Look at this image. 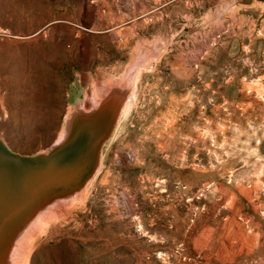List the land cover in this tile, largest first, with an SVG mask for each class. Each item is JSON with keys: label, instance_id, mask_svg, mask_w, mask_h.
Listing matches in <instances>:
<instances>
[{"label": "rangeland", "instance_id": "obj_1", "mask_svg": "<svg viewBox=\"0 0 264 264\" xmlns=\"http://www.w3.org/2000/svg\"><path fill=\"white\" fill-rule=\"evenodd\" d=\"M0 138V264H264V1L0 0Z\"/></svg>", "mask_w": 264, "mask_h": 264}, {"label": "bare ground", "instance_id": "obj_2", "mask_svg": "<svg viewBox=\"0 0 264 264\" xmlns=\"http://www.w3.org/2000/svg\"><path fill=\"white\" fill-rule=\"evenodd\" d=\"M119 91V90H118ZM116 93V92H115ZM118 93V92H117ZM122 96V95H121ZM114 97V96H113ZM123 97V96H122ZM120 99V98H119ZM132 100V96H131V99L129 101H127L126 104H124L123 106V109H127L130 105V102ZM119 101V100H118ZM120 102V101H119ZM100 105V104H99ZM117 105V103H116ZM115 105V106H116ZM119 105H122V104H119ZM113 106V105H112ZM111 106V108H112ZM114 106V107H115ZM117 108H119V106H117ZM115 108V109H117ZM114 109V108H113ZM78 110V109H77ZM107 110V109H106ZM109 110V109H108ZM81 111V110H80ZM124 111V110H123ZM92 112V111H91ZM120 113V112H118ZM117 115V114H116ZM119 116V115H118ZM81 117V116H80ZM83 118H86V117H83ZM118 118V117H116ZM86 120V119H85ZM99 122H101L102 124H104L106 127H112L113 124L115 126V118L113 115H111V113H107L106 111H102V113L99 115V116H96V117H92L90 118L89 120L87 121H79L77 118L73 121V124H72V129H69L67 130L64 134H62L59 138V140L57 141V144L58 146L57 147H63V148H66V149H69L71 148L72 146H78V147H90L92 148V145L90 143V131L87 130V127L88 125L90 126V128H93L94 126H96ZM103 125V126H104ZM102 126V125H101ZM69 127V126H68ZM71 127V126H70ZM97 129V128H96ZM113 129V128H112ZM110 130V129H109ZM94 131V130H93ZM100 133V132H99ZM104 135V134H103ZM109 135V134H108ZM68 136H70L68 138ZM68 140L66 141L65 139ZM101 140V139H100ZM66 141V142H64ZM99 143V141H98ZM102 146V145H101ZM55 147V146H54ZM8 146L6 145V142L0 138V152H5V149H7ZM95 148V147H94ZM100 150H101V147H100ZM98 154V153H97ZM91 155V154H90ZM5 157V156H4ZM1 158V157H0ZM2 159V158H1ZM4 159V158H3ZM10 159V158H9ZM13 159V158H12ZM96 159V158H95ZM11 160V159H10ZM14 160V159H13ZM19 160V159H17ZM6 161V160H5ZM4 161V162H5ZM7 162H8V159H7ZM1 164V163H0ZM92 165V162L90 164V166ZM1 166V165H0ZM6 166V165H5ZM9 166V164H8ZM18 166V165H17ZM7 167V166H6ZM5 167V171L7 170ZM3 168H4V164H3ZM2 168V169H3ZM14 169L16 170V168L14 167ZM12 170V168H11ZM17 171V170H16ZM19 171V170H18ZM2 172V171H1ZM7 173V172H6ZM9 173V172H8ZM17 173V172H16ZM21 173V172H20ZM19 174V173H18ZM6 175V174H5ZM10 175V173H9ZM17 175V174H16ZM4 176V174H3ZM2 176V177H3ZM10 177V176H8ZM19 177V176H18ZM7 179V178H6ZM4 180V179H3ZM2 180V181H3ZM9 181V180H8ZM4 183V182H3ZM8 185V183H7ZM10 185V184H9ZM5 187H8L4 184ZM12 186V185H11ZM4 191V190H3ZM5 192H3L4 194ZM48 195V194H47ZM2 197V196H1ZM1 208V207H0ZM4 208V207H3ZM5 210V208H4ZM1 213L3 214L2 210H1ZM4 215V214H3ZM41 218V217H40ZM26 233V231H25ZM16 237V236H15ZM13 241V240H12ZM19 242V241H18ZM7 252V251H6ZM4 253V252H3ZM12 254V253H11ZM10 254V255H11ZM8 255V254H7ZM5 257V256H4ZM1 258V257H0ZM7 258V257H6ZM10 259V258H9ZM6 261H4L5 263ZM12 263V262H11Z\"/></svg>", "mask_w": 264, "mask_h": 264}, {"label": "water", "instance_id": "obj_3", "mask_svg": "<svg viewBox=\"0 0 264 264\" xmlns=\"http://www.w3.org/2000/svg\"><path fill=\"white\" fill-rule=\"evenodd\" d=\"M262 1H264V0H262Z\"/></svg>", "mask_w": 264, "mask_h": 264}]
</instances>
